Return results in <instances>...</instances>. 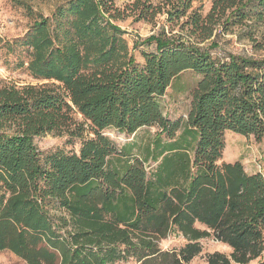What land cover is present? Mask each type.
Returning a JSON list of instances; mask_svg holds the SVG:
<instances>
[{
    "label": "trees",
    "instance_id": "16d2710c",
    "mask_svg": "<svg viewBox=\"0 0 264 264\" xmlns=\"http://www.w3.org/2000/svg\"><path fill=\"white\" fill-rule=\"evenodd\" d=\"M115 1L60 0L45 16L18 0L33 22L3 46L48 83H0V251L26 264H188L212 237L230 252L202 264H264V176L222 160L227 131L264 142V55L190 40L208 38L214 16L225 29L264 23V0H210L204 18L194 0H165V23L179 33L166 37L163 25L132 45ZM161 9L144 0L139 16ZM152 43L138 62L135 49ZM185 71L198 78L186 117L172 119L162 97ZM153 126L144 142L104 134ZM50 132L78 149L39 151L34 137ZM172 233L184 244L162 248Z\"/></svg>",
    "mask_w": 264,
    "mask_h": 264
},
{
    "label": "rangeland",
    "instance_id": "374dc122",
    "mask_svg": "<svg viewBox=\"0 0 264 264\" xmlns=\"http://www.w3.org/2000/svg\"><path fill=\"white\" fill-rule=\"evenodd\" d=\"M26 3L36 13L49 15L54 6L60 0H19ZM144 0H116L115 6L118 9L119 18L115 23L123 29L126 34L129 45L135 41L138 44L145 39L160 33L162 26L166 37L177 35L178 26L170 31V26L165 23L163 14L165 0H148L153 6L162 8L154 18L145 20L139 16L141 2ZM25 4V5H26ZM25 5L18 4V0H0V83L5 85H14L17 87L26 85H41L48 83L31 78L22 68L15 67V63L21 58L26 60L22 55L19 58L18 53H9L3 46L6 42H12L14 39L22 37L26 30L31 26L32 20L26 14ZM138 7V8H137ZM192 9L196 10L201 17H206L211 9L210 0L192 1ZM227 19V18H226ZM225 18L217 19L212 17L211 22H205L211 27V35L201 40L199 37H191L193 43L200 47L216 46L213 51L221 54H245L259 56L264 55V23L251 24V27L242 25H231L227 29L223 26ZM249 25V24H248ZM246 29L251 33H245ZM180 33H184L183 31ZM256 41V42H255ZM154 43L147 47L145 44L138 45L134 54L138 62H142L140 52L142 50L154 49ZM19 58V59H18ZM198 75L192 71H185L174 79L171 85L166 89L162 97L164 112L169 118H185L190 106V91L197 80ZM74 117L80 120V116L75 114ZM157 127H144L136 133L127 136L118 133L116 130L107 129L104 134L115 141L118 145L128 143L133 139L138 142H144L153 137L157 132ZM138 135V136H137ZM79 140L73 139L67 133H44L34 137V143L39 151L46 153L55 149L77 150ZM223 161L240 160L245 170L249 173L260 171L264 176V142L256 141L252 136H242L237 133L227 131L225 133V148L222 156ZM154 163H150L153 167ZM185 240L175 233L170 234L167 238L161 239L159 244L164 249L178 248L184 244ZM201 253L194 257L188 264H202L208 253L219 251L225 254L230 252L229 247L216 241L212 237L202 238L199 241ZM254 259L247 264H256ZM0 264H26L19 257L10 251H0ZM118 264H138L133 259L118 262Z\"/></svg>",
    "mask_w": 264,
    "mask_h": 264
}]
</instances>
